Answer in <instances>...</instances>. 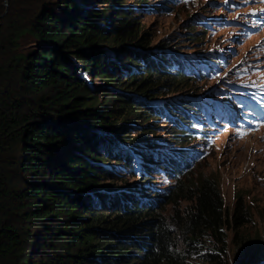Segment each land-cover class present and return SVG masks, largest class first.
<instances>
[{
	"label": "trees",
	"instance_id": "trees-1",
	"mask_svg": "<svg viewBox=\"0 0 264 264\" xmlns=\"http://www.w3.org/2000/svg\"><path fill=\"white\" fill-rule=\"evenodd\" d=\"M80 1L0 0V264L260 262L264 236L246 231L242 195L229 212L218 177L184 178L193 151L137 142L151 130L130 134L160 114L182 143L205 132L200 100L150 101L176 90L189 62L137 51L151 41L123 0ZM152 168L176 185L149 195ZM127 169L141 181L127 184ZM164 202H185L172 222Z\"/></svg>",
	"mask_w": 264,
	"mask_h": 264
},
{
	"label": "rangeland",
	"instance_id": "rangeland-1",
	"mask_svg": "<svg viewBox=\"0 0 264 264\" xmlns=\"http://www.w3.org/2000/svg\"><path fill=\"white\" fill-rule=\"evenodd\" d=\"M100 1L90 0L89 4L98 9L112 6ZM147 1L153 4L142 8L136 0H123L122 8L131 9L137 15L151 41L145 49L137 48V51L171 53L178 60L189 62L193 70L186 78H178L176 90L150 101L162 103L181 96L206 98L202 111L194 115L197 130L205 132L196 133L195 137L186 136L182 143L175 134L174 123L167 115L160 114L149 126L145 125L148 128H133L130 134L136 136L138 132L151 130L147 136L137 135V142L151 139L148 143L152 144L151 149L169 145V148L176 147L172 149L193 151L194 159L184 178L188 175L218 177L225 207L231 212L237 196L242 195L253 215V223L246 231L260 232L264 236V0ZM161 1H166L163 4L168 8L161 7ZM78 2L81 1L75 0ZM117 47L114 45L109 50L116 51ZM182 66L187 68V65ZM102 84L95 80L93 87H102ZM102 97L101 94L99 100ZM140 98L145 99V96ZM122 143L119 145L129 146L127 142ZM155 163L162 165L159 160ZM150 170L149 195L176 185L175 178L164 168L163 171ZM130 173V169L122 173L127 184L141 181ZM184 204L164 202L159 210L172 222ZM237 252L231 245L230 262L235 261ZM190 261L206 264L198 258ZM254 264H264V258Z\"/></svg>",
	"mask_w": 264,
	"mask_h": 264
},
{
	"label": "water",
	"instance_id": "water-1",
	"mask_svg": "<svg viewBox=\"0 0 264 264\" xmlns=\"http://www.w3.org/2000/svg\"><path fill=\"white\" fill-rule=\"evenodd\" d=\"M5 5H7V2H5Z\"/></svg>",
	"mask_w": 264,
	"mask_h": 264
}]
</instances>
